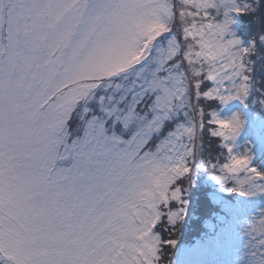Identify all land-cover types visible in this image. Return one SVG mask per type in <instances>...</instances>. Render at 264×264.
Here are the masks:
<instances>
[{"label": "snow or ice", "instance_id": "obj_1", "mask_svg": "<svg viewBox=\"0 0 264 264\" xmlns=\"http://www.w3.org/2000/svg\"><path fill=\"white\" fill-rule=\"evenodd\" d=\"M0 264H264V0H0Z\"/></svg>", "mask_w": 264, "mask_h": 264}, {"label": "trees", "instance_id": "obj_2", "mask_svg": "<svg viewBox=\"0 0 264 264\" xmlns=\"http://www.w3.org/2000/svg\"><path fill=\"white\" fill-rule=\"evenodd\" d=\"M176 238L180 240V246L181 245L189 246V245H194L198 241L199 234L195 229V227H193L191 229L184 230L182 233H178ZM166 251H167V255L165 259L166 260L169 258L173 259L174 256H172L171 253L175 250L168 249Z\"/></svg>", "mask_w": 264, "mask_h": 264}, {"label": "rangeland", "instance_id": "obj_3", "mask_svg": "<svg viewBox=\"0 0 264 264\" xmlns=\"http://www.w3.org/2000/svg\"><path fill=\"white\" fill-rule=\"evenodd\" d=\"M181 248H184V249H189V248H192L193 245H189V246H186V245H181L180 246ZM220 258H223L221 255L219 254H199V253H196V252H193L191 254H181L180 256H174L173 257V260H181V261H184V260H187V261H199V260H215V259H220Z\"/></svg>", "mask_w": 264, "mask_h": 264}]
</instances>
